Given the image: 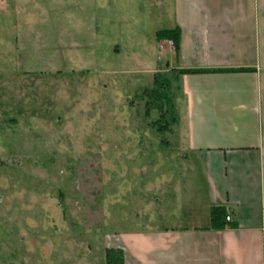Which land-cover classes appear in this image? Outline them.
<instances>
[{"label": "rangeland", "instance_id": "374dc122", "mask_svg": "<svg viewBox=\"0 0 264 264\" xmlns=\"http://www.w3.org/2000/svg\"><path fill=\"white\" fill-rule=\"evenodd\" d=\"M90 3L84 26L58 17L72 8L57 0H0V264H104V238L139 229L140 204L161 198L146 188H202L181 124L154 127L171 108L147 94L155 72L180 117L151 27L119 43L133 35L113 0Z\"/></svg>", "mask_w": 264, "mask_h": 264}, {"label": "crops", "instance_id": "0c3cea01", "mask_svg": "<svg viewBox=\"0 0 264 264\" xmlns=\"http://www.w3.org/2000/svg\"><path fill=\"white\" fill-rule=\"evenodd\" d=\"M57 1L72 8L53 9L58 17L87 24L91 0ZM113 8L133 35L117 42L142 35L139 22L155 41L158 31L176 29V49L156 41V63L175 73L202 70L175 77L183 159L202 188L180 181V196L160 184L146 188L162 195L140 204L144 222L130 224L141 227L105 237L104 248H119L124 264H264V0H113ZM212 207L230 218L222 228L211 225Z\"/></svg>", "mask_w": 264, "mask_h": 264}, {"label": "trees", "instance_id": "16d2710c", "mask_svg": "<svg viewBox=\"0 0 264 264\" xmlns=\"http://www.w3.org/2000/svg\"><path fill=\"white\" fill-rule=\"evenodd\" d=\"M155 39L157 42H163L168 41L171 42L173 45V48L176 49L178 45V39H179V33L175 30H162L158 31L155 34ZM202 70H180L176 73L172 71L173 75V82H175V77L177 75H182L184 73H197L201 72ZM172 88V81L166 78L165 76L159 74V72H155L153 75V86L149 92L147 93L149 97L156 99L158 101L165 100L167 104H169V109H164L162 111L161 104L156 108L159 111V114L161 115L158 121L154 123V127H156V130L158 132L165 133L166 131L171 130V126L175 124L176 117L174 113L173 105L171 104V100L169 99V92ZM167 112L169 113V118L164 119ZM164 116V117H163ZM163 121L162 124H160V121ZM159 122V123H158ZM210 219H211V225L215 229L222 228L224 226V221L226 220L224 209L221 207H212L210 209ZM105 264H124V257L122 254V251L119 248H107L105 250Z\"/></svg>", "mask_w": 264, "mask_h": 264}, {"label": "built area", "instance_id": "2783aa9c", "mask_svg": "<svg viewBox=\"0 0 264 264\" xmlns=\"http://www.w3.org/2000/svg\"><path fill=\"white\" fill-rule=\"evenodd\" d=\"M230 220V218L229 217H226V221H229Z\"/></svg>", "mask_w": 264, "mask_h": 264}]
</instances>
